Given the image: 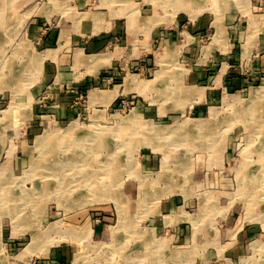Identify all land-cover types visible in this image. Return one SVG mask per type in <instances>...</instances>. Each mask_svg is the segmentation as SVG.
I'll return each mask as SVG.
<instances>
[{
  "label": "rangeland",
  "instance_id": "rangeland-1",
  "mask_svg": "<svg viewBox=\"0 0 264 264\" xmlns=\"http://www.w3.org/2000/svg\"><path fill=\"white\" fill-rule=\"evenodd\" d=\"M123 1L72 5L73 33L80 38L64 67L45 52L43 36L54 22H32L35 4L0 13L10 20L0 29L8 38L0 41V264L5 256L16 261L13 257L31 249L44 256L69 237L75 253L84 252L86 264H195L213 249L209 238L195 236L193 227L225 214L228 198L238 201L249 191L225 188L222 180L236 181L264 167V153L246 154L264 142V62H254L245 85L233 82L247 68L234 54L239 36L250 37L248 46L256 37L264 39V7L254 8L251 0ZM254 1L264 5V0ZM138 5L140 19L117 16L131 14ZM239 14L245 17L240 20ZM203 16L221 20L222 33L192 28L190 22ZM91 24L93 32H85ZM172 25L175 39L167 42L171 28L165 27ZM118 27L121 34L114 31ZM109 28L102 44L103 30ZM83 34L88 41L97 36L94 50L86 39L80 44ZM217 45L234 57L221 58ZM24 50L30 51L31 69L17 72ZM96 91L105 97L96 99ZM95 132L103 169L109 167L106 158L115 168L110 194L128 209L127 221L114 198L87 202L85 194L65 206L58 196L34 190L39 173L52 171L58 160L61 165L54 167L62 172L71 155L84 153L89 140L83 135ZM47 136L44 146L40 139ZM76 142L80 147L69 149ZM144 183L145 191L152 187L147 195ZM7 187L13 195L6 197L22 192L21 201L4 200L1 193ZM261 190L264 196V185ZM173 194L179 202L162 206V198ZM20 203L25 213L14 214L10 208ZM49 208L56 213H46ZM52 223L72 230L48 231ZM130 234L138 245L134 261L119 251Z\"/></svg>",
  "mask_w": 264,
  "mask_h": 264
},
{
  "label": "crops",
  "instance_id": "crops-1",
  "mask_svg": "<svg viewBox=\"0 0 264 264\" xmlns=\"http://www.w3.org/2000/svg\"><path fill=\"white\" fill-rule=\"evenodd\" d=\"M91 0H0V13L6 9V8H23L25 6H28L30 3H33L37 6V14L33 16L32 22H54L52 30L48 34H44L43 43L46 47L45 52H50L51 55L56 56V65L58 67H64L65 65H69V52L72 51L74 54V43L77 45L79 43L80 36L77 35V33H73V18H72V5L73 4H79V5H87ZM95 1V0H94ZM119 2L123 0H118ZM138 3L142 0H136ZM151 1V0H150ZM258 1L251 0V3L253 4L254 8H257L261 10V8L264 7L263 4H261V7H259ZM5 6V7H4ZM67 6V10L62 9L61 7ZM3 9V10H2ZM149 11V10H148ZM241 11V10H239ZM123 12V11H122ZM232 12V11H229ZM85 15L87 16V12L83 11ZM140 5H138V8H134L133 12L127 13L124 12V14L117 15L118 17L124 18L126 15H132L137 16L140 19ZM120 14V13H119ZM22 15V13H21ZM1 16V14H0ZM7 15L4 17H0V29L4 28V26L10 21L6 18ZM150 17V20L154 18L151 14H147L146 17ZM238 17L240 20H242V17H245V14H239ZM4 19V20H3ZM26 21L30 20L28 17L24 18ZM90 20V19H89ZM92 20V18H91ZM178 21V20H177ZM183 21V20H182ZM181 21V22H182ZM191 26L196 31L197 29H204V28H210L213 27L215 30L221 27V20L217 21L209 20L208 17H197V19L192 20ZM137 23H135L136 26ZM140 24V22H139ZM4 25V26H2ZM174 25V24H173ZM165 27L166 29L171 28L170 31H166L167 35L165 36V41L169 42L173 39H175L174 35V29L175 27ZM115 26V25H114ZM240 26V25H238ZM87 27L89 31L85 32H93V28ZM113 28V27H112ZM111 28V29H112ZM110 28L105 31V34L103 35L104 39L102 40V44L108 40V36L110 33L108 31L111 30ZM118 34H121L120 27H118L117 30ZM113 31V33H114ZM155 31L160 32V30H157L155 28ZM108 33V34H107ZM0 41L3 40L4 43H7L8 38L7 36L4 37L2 31H0ZM86 34V33H85ZM91 36V35H90ZM95 38L97 36L94 34ZM92 37V36H91ZM3 38V39H2ZM95 38H89V41L87 40L86 35H81V42L80 44L88 43V47L91 44V48L96 46L95 44L98 43V41H94ZM106 38V39H105ZM110 38V37H109ZM86 39V42H82ZM98 39V38H97ZM250 37L244 36V34H241L239 36V45H236V59H240L241 62H243L246 65V70L240 72V77L234 78L233 82H238V85L242 86L245 85V81L249 80V75L252 73V70L254 67V62H264V39H258L257 37L250 43V46H248V41ZM106 40V41H105ZM100 42V41H99ZM1 43V42H0ZM54 43L53 49H47L48 47H51ZM2 45H0L1 47ZM234 47V45H233ZM232 48V46H231ZM219 51V56L221 58H233L234 55L233 51L232 54L227 53L225 50L222 49V45H217L216 47ZM20 55L21 61L18 62L19 64L15 68V71H30L31 69V61H30V55L27 50H24ZM96 52V51H95ZM94 55L98 53H92ZM106 54V53H105ZM217 54V53H216ZM260 60V61H259ZM95 61V60H94ZM100 61L97 60L96 63H99ZM8 64V63H7ZM251 70V73L248 74ZM237 84V83H236ZM251 151L247 152L246 154H262L264 153V142L263 144H260V147H254L250 149ZM231 151L226 153V156H230ZM245 155V152L243 153ZM258 160L259 158H255ZM228 163L230 160H227ZM243 161L247 163V158L244 157ZM227 167V171L229 173ZM234 169V168H232ZM264 169V167L262 168ZM262 169L260 170L255 169V172L253 175L248 174L245 175H239L236 181L225 178L222 180L221 185L225 188L233 189L235 187L244 186L248 188V192L243 193V195H240V199L238 201L234 200L235 197H232L231 199H227V207L229 205V209L227 212L223 215H220V217L216 216V218L207 219L204 221L205 226H198L193 227L192 231H194V234L200 239L203 237L209 238V248L213 249L212 253L209 254L208 257H203L198 259V262L195 264H264V196L261 192V186L264 185V173L262 172ZM243 172H247L246 169L243 170ZM152 185V184H150ZM152 187L150 186L149 190L146 187V191L144 190V194L147 192H151ZM230 193V192H229ZM23 193L21 192V195L14 196L15 199L21 201ZM13 194H11L12 196ZM10 197V196H9ZM12 199V198H11ZM162 206H174V203L179 202V198H177L174 194L170 196H165V198H162ZM23 202V201H22ZM164 202V204H163ZM169 202L171 204H169ZM17 209H12L14 211V214L25 213V206L21 203L17 205ZM65 211V210H63ZM67 211V210H66ZM60 212V210H58ZM57 212V213H58ZM46 213H56L52 211V209H48ZM108 212H105L104 214H107ZM204 219V218H203ZM180 222V221H179ZM181 222H184V220H181ZM56 223V222H54ZM50 224L48 227V231L57 230H64L65 232H69L72 230L71 227L64 228L63 226H60L59 224ZM193 223V222H192ZM195 223V222H194ZM219 228H218V226ZM100 228L101 226L98 225ZM178 230L180 227L177 228ZM3 230V229H2ZM1 231V230H0ZM180 231V230H179ZM182 233L184 232L181 230ZM54 232V231H53ZM52 232V234H53ZM71 233V232H70ZM72 234V233H71ZM184 234V233H183ZM11 237H15V235H10ZM83 237V234L81 235ZM188 234H186V237ZM194 236V235H193ZM194 236V237H195ZM128 237L134 238L132 234H130ZM128 237H125L128 238ZM13 240V239H12ZM130 241V244L133 243V241ZM82 241V240H81ZM85 243V238L83 239V242L81 244ZM205 244V241L200 243V247H202ZM59 246L56 249H52V251H47V254L44 256H39L38 252L40 250H30L26 251L27 254H21L18 255L20 258L13 257V260L18 261H11V259L5 258L1 259V264H86V257L84 255V252H80L77 250V253H75L74 249V241L73 237H69V239H66L64 241L59 242ZM71 246V247H70ZM135 248H137L135 246ZM2 251V250H1ZM0 251V254H1ZM132 255H135V251L133 250ZM1 256V255H0ZM4 256V255H3ZM8 257V256H7ZM131 261L133 260V257L131 256ZM8 260V261H7ZM136 261V260H135Z\"/></svg>",
  "mask_w": 264,
  "mask_h": 264
},
{
  "label": "bare ground",
  "instance_id": "bare-ground-1",
  "mask_svg": "<svg viewBox=\"0 0 264 264\" xmlns=\"http://www.w3.org/2000/svg\"><path fill=\"white\" fill-rule=\"evenodd\" d=\"M8 1V0H6ZM170 1V0H169ZM178 1V0H177ZM181 1V0H180ZM189 1V0H188ZM174 2V1H173ZM172 2V3H173ZM183 4V1H181ZM191 2V1H190ZM177 3V2H176ZM180 4V3H179ZM189 4V3H188ZM185 5V4H184ZM180 6H182L180 4ZM5 7V6H4ZM4 17V16H3ZM134 19V18H133ZM4 20V19H3ZM11 25V24H10ZM3 26V25H2ZM2 29V28H1ZM7 32V31H6ZM221 32V31H220ZM222 33V32H221ZM11 34V33H10ZM219 34V33H218ZM9 36V35H8ZM5 37V36H4ZM3 39V38H2ZM80 53V52H79ZM172 53V52H171ZM170 56V55H169ZM172 56V55H171ZM100 57V56H99ZM77 59V58H76ZM93 59V58H92ZM91 63V62H90ZM96 63V62H95ZM162 65V64H161ZM164 66V64H163ZM160 70V69H159ZM168 71V70H167ZM166 71V72H167ZM158 73V72H156ZM162 75V74H161ZM165 76V74L163 75V77ZM133 77V76H132ZM156 78V77H155ZM158 80V78H157ZM162 80V79H161ZM130 81V80H129ZM156 82V81H155ZM145 86V85H144ZM95 97L97 98H103L105 97L103 94L98 93L97 91L95 92ZM229 102V101H228ZM181 121V120H180ZM182 122V121H181ZM178 125V124H177ZM180 125V124H179ZM70 126V125H69ZM182 126V125H181ZM75 127V126H74ZM150 127V126H149ZM175 127V126H174ZM166 128V127H165ZM181 128V127H180ZM76 129V128H75ZM153 129V128H152ZM175 129V128H174ZM72 130V129H71ZM176 131V130H175ZM69 131H66V133ZM156 132V131H155ZM177 132V131H176ZM182 132V131H181ZM158 133V132H157ZM166 133V132H165ZM90 134V133H89ZM163 134V133H162ZM65 135V134H64ZM71 135V134H69ZM51 136V135H50ZM43 137L40 139L41 144H44L45 146V142L48 143L49 139L51 137ZM63 136V135H62ZM84 139H88L89 143L88 145H84V153H81L79 156L74 154L71 155V157L68 158L69 162L64 166L62 165V172H59V170L54 166H58L61 165L59 163V160L55 163V165H53L52 163V171H47V172H42L39 173L40 177L39 178H34V190L39 191H43L47 194H54L55 197H59V201L60 203H62L63 205H67L66 203H70L72 204V202L74 203L75 201H79L81 200L82 196L85 194H88V200L87 202H91L93 200L96 201H104V200H111L112 198H114L117 203H120V208L122 211V214L124 215V219L125 221H127L128 219V209H125V207H123V203L120 201V199H116L115 197H113L112 193L110 194L111 188L113 187V180L116 179V175H114L113 173H111V170H115L114 167L111 166L112 161H110L109 159H105L104 161H106L109 164V167L107 166V168L104 170L102 167V161H99V156H101V153L98 151L97 148H99L100 144L98 143V132L92 133L90 135H83ZM172 136V135H171ZM67 134L65 135V137H62L61 140L63 138H65L64 140H62V142H66L67 140ZM168 137V136H167ZM166 137V138H167ZM168 139V138H167ZM169 140V139H168ZM79 141V139H78ZM154 143V142H153ZM41 144L39 146H41ZM152 145V144H151ZM183 145V144H182ZM48 146V145H47ZM76 147H80L79 142H76V145L74 147H69V149H74ZM153 147V146H152ZM151 147V148H152ZM155 147V146H154ZM153 147V148H154ZM160 146H158L159 148ZM182 147V146H181ZM155 149V148H154ZM163 149V148H162ZM76 151V150H75ZM74 153V152H73ZM87 155H86V154ZM117 159V157H116ZM61 161V160H60ZM115 161V160H114ZM83 163L82 167L81 164ZM163 168V167H162ZM65 169V170H64ZM117 170V168H116ZM62 173V174H61ZM161 173V172H160ZM164 173V172H163ZM61 174V175H60ZM165 174V173H164ZM161 175V174H159ZM157 176V174H156ZM158 177V176H157ZM160 177V176H159ZM144 178V177H142ZM147 179V178H146ZM166 179V177H165ZM160 180V179H159ZM54 181V182H52ZM146 181V180H145ZM144 182V179H143ZM148 182V181H147ZM112 183V184H111ZM3 184H5L3 182ZM8 184V183H7ZM147 185V183H146ZM169 185V184H168ZM144 188L145 189V183H144ZM1 187V186H0ZM4 187H6V185H4ZM2 191V188H0ZM113 189V188H112ZM4 192L1 193L2 198H4V200H13L15 199L14 197H6V195H10L12 193V189L9 187L7 188H3ZM28 191V190H27ZM112 192V191H111ZM170 192V191H169ZM167 193V192H166ZM46 194V195H47ZM103 194V195H102ZM187 195V194H186ZM165 197V196H164ZM12 198V199H11ZM114 200V201H115ZM71 201V202H70ZM93 203V202H92ZM117 205V204H116ZM11 207L14 206V204L10 205ZM10 209H16V208H10ZM124 209V210H123ZM119 212V211H118ZM178 212V211H177ZM122 217V216H121ZM123 219V218H122ZM139 235V234H138ZM147 236V235H146ZM141 238V237H140ZM139 238V239H140ZM143 239V238H142ZM154 239V238H152ZM132 238L128 237L125 239V241L121 244L119 251L124 254V256L126 255L127 258L131 259V255L133 250H135V244L131 243L129 241H131ZM136 240V239H135ZM133 241V240H132ZM147 242V241H146ZM152 242V241H151ZM117 244V243H116ZM137 244V243H136ZM120 245V244H119ZM118 246V245H117ZM138 246V245H137ZM136 246V247H137ZM144 246V245H143ZM142 247V246H141ZM140 247V248H141ZM111 248V247H110ZM139 249V248H138ZM148 249V248H147ZM146 249V250H147ZM137 250V249H136ZM111 251V250H110ZM109 251V252H110ZM145 251V250H143ZM112 253V252H111ZM114 254V253H112ZM148 254V253H147ZM117 255V254H116ZM143 255V253H142ZM115 256V255H114ZM118 256V255H117ZM120 256V255H119ZM122 257V256H121ZM138 257V256H137ZM140 257V256H139ZM138 257V258H139ZM136 258V259H138ZM117 260V258H116ZM127 260V259H126ZM131 261V260H130ZM117 262V261H116ZM128 262V261H127ZM115 264V263H114ZM126 264V263H125ZM130 264V263H128ZM246 264V263H245Z\"/></svg>",
  "mask_w": 264,
  "mask_h": 264
}]
</instances>
